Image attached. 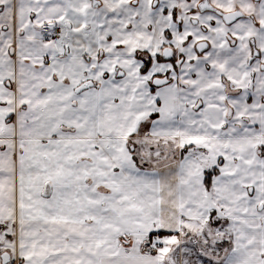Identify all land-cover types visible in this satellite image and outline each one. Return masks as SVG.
<instances>
[{"label": "snow or ice", "instance_id": "1", "mask_svg": "<svg viewBox=\"0 0 264 264\" xmlns=\"http://www.w3.org/2000/svg\"><path fill=\"white\" fill-rule=\"evenodd\" d=\"M0 264H264V0H0Z\"/></svg>", "mask_w": 264, "mask_h": 264}]
</instances>
